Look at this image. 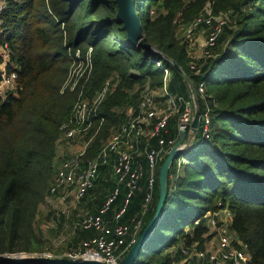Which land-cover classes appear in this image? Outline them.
I'll list each match as a JSON object with an SVG mask.
<instances>
[{"label": "trees", "instance_id": "1", "mask_svg": "<svg viewBox=\"0 0 264 264\" xmlns=\"http://www.w3.org/2000/svg\"><path fill=\"white\" fill-rule=\"evenodd\" d=\"M132 1L145 43L180 69L161 59L170 71L168 91L187 99L188 83H204L206 102L198 97L197 104L200 110L208 104L214 125L210 140L196 143L182 160L179 157L184 165L182 174L177 170L178 160L169 167L161 215L132 264H178L179 248L178 254L165 251L181 242L187 247L197 243L202 249L208 239L202 217L216 211L218 204L232 213L229 229L246 247L253 264H264V0H214V14L230 10L234 19L217 41L216 50L226 41L225 50H215L216 57L199 61L198 74L189 69L186 45L177 40L173 22H191L206 0ZM151 7L160 9L154 18ZM117 14L116 0H8L0 13V46L7 44L10 65L16 67L20 85L15 98L0 101V253L5 249L11 252L14 243L36 238L31 224L34 211L48 192L60 127L70 117L77 91L89 98L110 76L119 78L117 88L99 108L104 121L86 153L85 159H90L99 140L125 123L126 107L136 108L139 95L134 93L135 87L148 85L157 90L163 85V72L154 63L159 55L140 45L130 46ZM89 49V79L85 83L80 79L76 91L61 93L72 53L79 50L83 59ZM171 123L174 125L169 122L166 136L174 134ZM162 163L135 242L154 216ZM107 176L112 177L111 164L101 168L96 184L109 188L103 181ZM114 188L107 195H98V210ZM94 189L82 201L99 194ZM147 193L143 178L118 224L130 226L132 218L141 217ZM126 194L120 187L104 215L111 226ZM73 231L76 249L96 234L93 230Z\"/></svg>", "mask_w": 264, "mask_h": 264}, {"label": "built area", "instance_id": "2", "mask_svg": "<svg viewBox=\"0 0 264 264\" xmlns=\"http://www.w3.org/2000/svg\"><path fill=\"white\" fill-rule=\"evenodd\" d=\"M7 1L0 0V13L6 8ZM213 3L214 0H206L201 12L189 23L179 19L173 22L175 30L183 32L184 39L181 43L186 45V52L190 59L188 66L195 74L199 73V61L216 57L214 52L217 41L224 28L232 23V12L227 10L213 14ZM196 32H202L205 37L200 55L192 57L190 47L193 45V35ZM152 51L160 57L154 63L163 72L162 87L157 90H151L148 85L135 87L134 93L139 95L136 108L126 107L125 123L110 129L108 135L99 140L92 158L85 159V156L100 135L104 120L99 116V108L117 88L119 83L117 75L110 76L92 97H84L82 90L77 91L70 117L60 127L61 136L57 143L64 140L67 144H72L82 139L83 144L78 151L60 161L49 184L47 201L66 205L55 211L56 218L69 217L68 203L82 202L89 191L95 187L101 168L110 167L111 164L112 177L116 183L112 193L95 215L87 213L72 225L73 230H93L96 234L82 241L78 249L64 254L63 259L119 264V258L126 255L135 242V237L142 225V216L151 203L159 162L163 161L159 170L160 176L161 168L167 159L170 161L166 173L173 161L178 160L179 165L181 162L179 157L182 160L196 143L202 144L212 137L214 125L211 109L208 104H205L200 110L197 104L198 97L206 102L204 83L201 82L197 86L188 83L187 99L172 95L167 88L170 71L163 67L161 59L167 60L171 65L173 63L154 48ZM90 54L89 49L82 59L79 50L72 53V65L61 93L65 90L76 91L80 79H83L84 83L89 79L92 73ZM82 65L83 70H81ZM77 70V77L73 79V73ZM19 89L18 72L16 67L10 65L8 47L4 44L0 46V101L10 97L15 98ZM196 112H199V122L194 132L191 124ZM171 121L174 122V134L166 136L169 134L168 124ZM143 178L148 193L142 205L141 217L132 218L130 226L118 224L117 222L125 213L129 199L136 191H139ZM120 187H124L127 194L122 207L114 214L115 224L111 226L105 221L104 215L115 201ZM217 207L219 208L216 211L206 212L202 217L208 229L206 235L208 239L205 240L202 249L197 248V243L187 247L181 242L179 264H253L246 247L229 229L233 218L232 213L227 208H221L220 204ZM198 222L199 220L195 224ZM50 257V255L47 256V258Z\"/></svg>", "mask_w": 264, "mask_h": 264}, {"label": "rangeland", "instance_id": "3", "mask_svg": "<svg viewBox=\"0 0 264 264\" xmlns=\"http://www.w3.org/2000/svg\"><path fill=\"white\" fill-rule=\"evenodd\" d=\"M147 5H145L146 8ZM160 9L157 7L150 8V15L152 18L156 17ZM213 12V7H212ZM214 14V13H213ZM233 23V16L231 17ZM200 34V39L204 40L205 35L202 32H198ZM175 34L180 43L184 39V35L182 31L178 29L175 30ZM225 42L220 43L217 52H221L225 50ZM192 46L190 47V52L192 57L198 56L199 52H201L202 45L198 41V37L196 33L193 35ZM155 49V48H154ZM84 69V66H81V70ZM77 71L73 73V79L77 77ZM174 128V125L171 123V129ZM103 139V138H101ZM83 144V140H79L76 143L67 144L64 140L59 141L56 145L55 150V158L52 164L53 176L57 166L63 158L68 157L69 155L75 153L79 150L81 145ZM182 161L177 165V170L180 174L183 173ZM186 164V163H185ZM52 176V178H53ZM51 178V180H52ZM50 180V182H51ZM50 184V183H49ZM48 193V192H47ZM47 193L42 202H40L34 211V217L32 221V230L35 235V239H28L26 241H20L18 243H14L12 246V251H7L6 249L0 253L1 256H9V258L15 257L18 254H25L21 257H47L50 255L51 259H63V255L68 253L69 251L76 250L78 247L76 241V232L72 229V224L79 221L82 216H84L85 211L84 207H90V203L83 205V202L80 203H68L70 206V213L68 218H56L55 211L59 208H64L66 205H60L56 202L49 203L46 199ZM83 205V208H82ZM90 212V211H89ZM186 232L189 231L188 228L185 229ZM5 247H8V243L4 244ZM25 247L30 248L28 251H23ZM179 245L168 249L165 253L172 251V254H178ZM125 259V255L119 258V264Z\"/></svg>", "mask_w": 264, "mask_h": 264}, {"label": "water", "instance_id": "4", "mask_svg": "<svg viewBox=\"0 0 264 264\" xmlns=\"http://www.w3.org/2000/svg\"><path fill=\"white\" fill-rule=\"evenodd\" d=\"M118 5V14L117 21L124 25V29L127 33L129 40V45L132 47L142 46L146 51L152 52V46L145 43L144 35L141 31L140 20L137 11L135 10V4L132 0H116ZM173 67L180 72V69L177 65L173 64ZM199 122V112H196L194 115L191 128L196 132V128ZM170 159H167L165 164L161 168V173L159 176V189L160 194L156 206L154 216L147 224L143 232L141 233L138 240L135 242L125 259L120 264H132L139 249L142 247L144 241L146 240L148 234L155 226L158 221L161 211L164 205L166 198L165 190V173ZM20 254L15 255V257L9 258L7 256L0 257V264H101L94 261H70L67 259H51L44 257H31V258H22L19 257Z\"/></svg>", "mask_w": 264, "mask_h": 264}, {"label": "crops", "instance_id": "5", "mask_svg": "<svg viewBox=\"0 0 264 264\" xmlns=\"http://www.w3.org/2000/svg\"><path fill=\"white\" fill-rule=\"evenodd\" d=\"M196 36L198 37V41L201 43V44H203V42H204V40H202V39H200L199 40V38H200V34L198 33V32H196ZM225 48V47H224ZM200 53L201 52H199V55H200ZM198 55V56H199ZM217 56V55H216ZM197 57V56H196ZM166 177H167V173H166V175H165V182H166ZM157 179H158V184H159V175H158V177H157ZM101 180V179H100ZM103 181H104V183H108L109 184V188H108V186H107V188H106V186H104V184H102V185H99V183H97L96 185H95V189H94V191L96 192V191H98L99 192V194L98 193H96L95 194V196L92 198V199H86L84 202H83V205H85V204H87V203H90V207H84V210L83 211H85V214H96V212H97V210H98V203H99V200H96V199H98V195H101V194H104V193H106V195L109 193V191H110V189L112 188V187H114V185H116V183H115V181H114V179L111 177V176H109V178H108V176H107V179L106 180H104L103 179ZM165 190H166V185H165ZM159 194H160V189H159ZM105 195V196H106ZM89 197V196H88ZM96 200V201H95ZM95 201V202H94ZM83 205H82V208H83ZM90 211V212H89ZM84 214V215H85ZM83 217V216H82ZM107 218V217H106ZM95 233V232H94ZM172 249V248H171ZM170 250V249H169ZM175 250V249H174ZM174 250H172V251H174ZM172 251H169L168 253H171ZM179 264V263H178Z\"/></svg>", "mask_w": 264, "mask_h": 264}, {"label": "bare ground", "instance_id": "6", "mask_svg": "<svg viewBox=\"0 0 264 264\" xmlns=\"http://www.w3.org/2000/svg\"><path fill=\"white\" fill-rule=\"evenodd\" d=\"M22 255V254H21ZM21 255H19V257H21ZM22 258H31V257H29V256H26V257H22ZM45 258H47V257H45Z\"/></svg>", "mask_w": 264, "mask_h": 264}]
</instances>
